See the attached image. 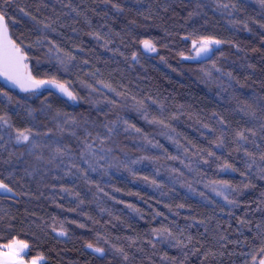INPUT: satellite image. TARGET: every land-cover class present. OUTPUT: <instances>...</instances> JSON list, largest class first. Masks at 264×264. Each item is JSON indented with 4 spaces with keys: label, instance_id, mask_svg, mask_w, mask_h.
I'll use <instances>...</instances> for the list:
<instances>
[{
    "label": "trees",
    "instance_id": "trees-1",
    "mask_svg": "<svg viewBox=\"0 0 264 264\" xmlns=\"http://www.w3.org/2000/svg\"><path fill=\"white\" fill-rule=\"evenodd\" d=\"M0 11L32 77L75 97L22 95L0 76V181L12 189L0 192V245L22 240L43 264H259L264 0H0ZM199 39L222 47L188 60ZM27 128L40 134L17 144Z\"/></svg>",
    "mask_w": 264,
    "mask_h": 264
},
{
    "label": "snow or ice",
    "instance_id": "snow-or-ice-1",
    "mask_svg": "<svg viewBox=\"0 0 264 264\" xmlns=\"http://www.w3.org/2000/svg\"><path fill=\"white\" fill-rule=\"evenodd\" d=\"M113 6L117 7L116 5ZM117 10L120 9L117 7ZM5 15L6 14L4 12L0 11V76H3L7 82H10L12 85L19 87L22 91H30L36 87L42 86L45 83H51L54 84L57 88H59L60 91L63 92L65 95H67L69 98L75 99L73 94L68 90L67 87H65L64 84H61L54 80L53 81L36 80L34 77H32L30 70L27 68V65L24 64V61L27 59V56L23 53L21 47L17 45L15 41H13L8 34L9 31L8 22L5 18ZM199 43H200V47L197 49V56H199L201 53H206L211 51L210 45L212 44L219 45L221 41L205 39V40H201ZM142 44L146 51H151V52L156 51L155 45L150 40H143ZM193 47H196L195 42L193 44ZM132 59L135 60L136 56L133 55ZM213 66L215 67V65ZM217 71H219V69H217ZM2 94L7 96L6 92ZM9 99H11V97H9ZM246 114H250L253 117L255 116V112H250ZM0 120L3 121L4 125H8V121L3 117H0ZM221 123H223V121H221ZM109 131H111V129H109ZM136 131H139V129H136ZM245 131L238 132L237 137L238 140L247 143L248 137L245 135ZM39 134L40 133L38 132H33L31 128H27L24 131L17 130L15 136V142L17 144H28L33 136H37ZM252 135L254 136L256 135V133L253 131ZM2 138L3 137L0 136V139ZM217 146L218 147L223 146L222 137L220 138V142L217 144ZM31 147L34 149L38 147V145L33 143ZM56 151L61 155H63V153L60 152V149H57ZM245 155L251 158L248 163L249 171H251V168L255 163V156L252 153L248 152L246 149H245ZM260 159L264 160V154H261ZM226 167H231V166L226 165ZM262 171H264V169H262ZM260 178L264 179V175H262ZM0 189L6 192L12 191V189L7 184L3 183V181H0ZM229 203H233V201H229ZM59 235L63 236L66 235V233L61 231ZM87 247L93 248L91 244H88ZM27 248H28V244L18 239H12L10 242L0 245V249H3L2 253H0V255H2L4 258L3 264H23V258L21 256V253ZM93 251L100 253L101 255H103L104 253V249L102 248H94ZM260 251L264 252V248H261ZM37 259L42 260L44 258L41 256L38 257ZM31 264H37V260H32ZM253 264H256L255 258L253 259ZM259 264H264V258L259 260Z\"/></svg>",
    "mask_w": 264,
    "mask_h": 264
},
{
    "label": "rangeland",
    "instance_id": "rangeland-1",
    "mask_svg": "<svg viewBox=\"0 0 264 264\" xmlns=\"http://www.w3.org/2000/svg\"><path fill=\"white\" fill-rule=\"evenodd\" d=\"M201 40H205V39H199V40H192L191 41V49H190V52L187 56V59L188 60H196V56H197V49L200 47V41ZM194 42L196 43V47H193V44ZM211 47V51H210V54L213 53L215 50L221 48L222 46L219 44V45H216V44H212L210 45ZM148 53L150 54H155L156 51L154 52H151V51H147ZM28 69H29V64H28ZM3 77V76H2ZM4 78V77H3ZM6 81V80H5ZM6 83L9 85H12L10 82H7ZM227 187L224 185V184H221V185H216L214 188H213V192L215 195H219L220 197L224 196L225 195V192H227L228 190L226 189ZM0 192H4V193H7L6 191L0 189ZM9 193V192H8ZM27 249H25L22 253H21V256L23 258V264H31V261L32 260H37V264H43L44 263V259L42 260H39L37 258H33V259H28L27 258ZM3 249H0V253H2ZM264 258V257H263ZM3 256L0 255V264H3Z\"/></svg>",
    "mask_w": 264,
    "mask_h": 264
},
{
    "label": "water",
    "instance_id": "water-1",
    "mask_svg": "<svg viewBox=\"0 0 264 264\" xmlns=\"http://www.w3.org/2000/svg\"><path fill=\"white\" fill-rule=\"evenodd\" d=\"M8 34H9V36L11 38L10 31H8ZM209 54H210V51L209 52H206V53H201L199 56H196V60L197 61H202L204 59H207L208 56H209ZM24 64H26L27 65V68H28V61H27V59L24 61ZM48 81H53V80H48ZM59 83H61V82H59ZM61 84H63V83H61ZM14 87H15V90L18 93L22 94V95H32V94H36V93H40V92H51L54 95L58 96L59 98L65 100L67 102H74L75 101V99L69 98L67 95H65L63 92H61L59 88H57L54 84H51V83H45L42 86L36 87V88H34L33 90H30V91H22L19 87H17V86H14ZM65 87H67V86L65 85ZM67 88L72 93V91L69 89V87H67Z\"/></svg>",
    "mask_w": 264,
    "mask_h": 264
}]
</instances>
